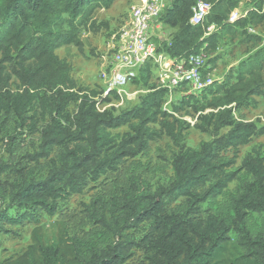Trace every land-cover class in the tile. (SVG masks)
I'll list each match as a JSON object with an SVG mask.
<instances>
[{
	"label": "trees",
	"instance_id": "16d2710c",
	"mask_svg": "<svg viewBox=\"0 0 264 264\" xmlns=\"http://www.w3.org/2000/svg\"><path fill=\"white\" fill-rule=\"evenodd\" d=\"M115 1L0 0V148L17 155L27 132L39 148L26 153L30 163H0V235L17 237L36 225L31 243L0 264H264L262 146L234 165L240 146L264 135V126L246 122L243 114L254 97H264V47L224 81L172 102L170 111L163 107L166 90L154 83L122 115L101 111L97 105L116 96L97 99L102 92L78 88L56 51L69 44L82 50L81 30L95 28L97 10ZM197 1L174 0L160 18L178 28L162 50L170 57L215 52L219 39L238 29L251 41L262 40L248 28L264 29V0H247L233 23L229 15L241 0H205L211 12L193 25ZM213 24L217 29L209 33ZM151 72L146 66L134 83L143 78L148 85ZM185 114L198 115L195 125L204 131L229 130L198 150L186 147L179 140L186 122L178 117ZM150 123L178 145L172 173L154 189L145 183L146 168L142 173L125 164L158 135ZM125 124L134 134L119 140L110 129ZM102 175L112 176L109 188L68 211L67 201ZM45 214L61 217L56 242L44 238Z\"/></svg>",
	"mask_w": 264,
	"mask_h": 264
},
{
	"label": "rangeland",
	"instance_id": "374dc122",
	"mask_svg": "<svg viewBox=\"0 0 264 264\" xmlns=\"http://www.w3.org/2000/svg\"><path fill=\"white\" fill-rule=\"evenodd\" d=\"M173 1L174 0H167V8ZM246 1L247 0H241L239 7L236 9L238 16L245 10ZM137 3H139V0H116L110 8H101L97 10L94 16L96 22L95 28H83L80 32V38L83 42L82 50H79L73 44L65 45L57 49L56 53L59 57L66 60L70 65L71 75L76 81L78 88L83 91L97 92V95L107 88V81L110 80V72L113 66L112 53L108 44L111 43L113 35L127 22L131 7ZM229 19L230 15L228 20ZM177 29L176 27L169 26L164 21H161L160 28L154 29V33L160 35L164 39L163 43L157 40L160 47L162 46L161 50H164L163 48L170 45ZM216 29L217 27L213 31H216ZM248 34L258 35L262 40L260 42L251 41L248 39L247 35L243 34L241 29H238L235 34L229 33L221 37L215 52L205 53V65L202 69L212 80L217 82L224 81L227 74H234L241 62L247 60L260 48L264 47V29L262 26L248 28ZM114 42L118 43V37H116ZM165 54L167 55V53ZM213 57H217L216 62L209 63V60ZM149 66L152 72L149 76L150 81L148 85L144 83L145 80L142 78L143 81L140 83L126 87L129 93L140 91L136 95V98L132 100L125 99L122 104L121 101L115 99L112 101V105H99V110L102 111L106 106L114 115H122L127 110L140 104L142 99L149 93V85L152 83L158 84V74L161 72L160 65L155 66L154 63H150ZM104 71L107 72V77L103 75ZM102 94L103 93H101L97 99H99ZM182 96H184V94L180 88L174 95L173 101L170 102L169 98L165 97L164 109L170 111L171 103H178ZM252 102V105L244 110L243 114L245 121L254 122L258 127H262L264 126V97L256 96L253 98ZM72 108L73 106L70 107V109ZM212 110L213 109H206L205 112ZM188 111L193 114L191 109L188 108L187 112ZM197 116L198 115L193 117L190 114L178 116L186 122L179 136V140L186 147L198 150L202 144L221 137L229 130L228 127L219 130L211 129L209 132L199 129L195 125ZM148 128L149 130L155 131L158 135L154 134V139L149 141L148 147L140 151L138 155L130 156L125 164L137 165L139 171H142V173L143 169L146 168L147 171L143 173L146 178L145 183L147 186L154 189L157 185L162 184L168 175L172 173L170 162L178 145L171 136L161 130L160 124L150 123ZM110 131L116 135L119 140L122 136L126 137L127 133L134 134V131L128 124L118 128H112ZM37 144L38 140L31 139L29 132L25 133L18 147V156L11 155L5 146L0 148V163H17L18 161L17 166H20V162L22 161L30 163L29 160L25 158L26 153L30 156L38 152L39 148ZM254 145H261L264 154V135L253 137L250 143L240 146L234 164L235 168L240 166L242 159L251 151ZM229 155H232V153H229ZM43 161L42 159V162ZM12 166L15 165L13 164ZM111 178L112 176L102 175L96 182H92L90 187L82 194L73 195L67 201V210L73 213V210L80 207V202H88L97 192L99 193L103 189L109 188L108 184L111 182ZM60 218L58 214L54 216L45 214L42 218L41 225L43 227V235L48 243L57 241ZM34 227H36L34 224L26 225L19 230L21 235L17 237H8L4 234L0 235V262L5 258L18 255L31 243L32 230ZM127 264H134V260L128 261Z\"/></svg>",
	"mask_w": 264,
	"mask_h": 264
},
{
	"label": "built area",
	"instance_id": "2783aa9c",
	"mask_svg": "<svg viewBox=\"0 0 264 264\" xmlns=\"http://www.w3.org/2000/svg\"><path fill=\"white\" fill-rule=\"evenodd\" d=\"M166 2L167 0H139V3L131 7L127 22L113 35L111 43L108 44L112 53L113 66L107 88L102 92L103 97L116 96L121 104L125 99L136 98L140 91L129 93L126 87L135 84L134 80L139 78L143 68L150 63H154L155 66L160 65L161 72L158 74L156 88L165 89L166 97L170 102L180 88L184 95L191 93L198 95L213 83L214 80L202 69L206 58L204 54L179 59L172 58L166 55L165 51L159 50L160 45L157 40L162 42L164 39L156 35L154 29L160 28L161 15L167 8ZM211 9L212 3L198 0L193 8L191 24L203 23ZM239 16L235 9L230 14L229 21L234 22ZM215 28L214 24L211 25L208 32L211 33ZM116 37H118V43L114 42ZM103 75L107 77V72L104 71ZM107 105H112V102ZM97 107L100 109L99 104Z\"/></svg>",
	"mask_w": 264,
	"mask_h": 264
}]
</instances>
